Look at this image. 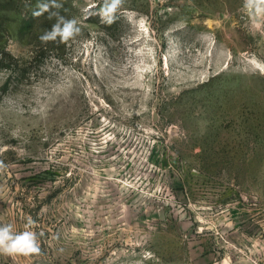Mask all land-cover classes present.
I'll return each mask as SVG.
<instances>
[{"label":"rangeland","instance_id":"1","mask_svg":"<svg viewBox=\"0 0 264 264\" xmlns=\"http://www.w3.org/2000/svg\"><path fill=\"white\" fill-rule=\"evenodd\" d=\"M0 0V264H264V17L244 0ZM34 223L28 227V221Z\"/></svg>","mask_w":264,"mask_h":264},{"label":"clouds","instance_id":"2","mask_svg":"<svg viewBox=\"0 0 264 264\" xmlns=\"http://www.w3.org/2000/svg\"><path fill=\"white\" fill-rule=\"evenodd\" d=\"M125 0H102L99 11L96 15L99 16L102 23L106 25L113 24L117 19V12L124 5ZM63 5L59 0H39L36 9L32 12L34 18L48 13V20H55L51 29L45 30L39 36L41 42H56L66 43L69 40L75 39L81 29L78 26V21L75 18H66L60 14L59 9ZM244 8L248 10L250 16L264 17V0H244ZM34 222L29 219L28 227ZM40 235L32 230L16 231L12 224L0 225V254H34L41 251Z\"/></svg>","mask_w":264,"mask_h":264}]
</instances>
